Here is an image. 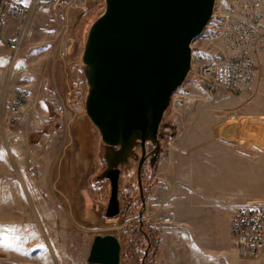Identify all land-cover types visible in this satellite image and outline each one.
I'll list each match as a JSON object with an SVG mask.
<instances>
[{"label": "rangeland", "instance_id": "rangeland-1", "mask_svg": "<svg viewBox=\"0 0 264 264\" xmlns=\"http://www.w3.org/2000/svg\"><path fill=\"white\" fill-rule=\"evenodd\" d=\"M39 1L36 7L22 4L26 16L2 21L10 45L0 48V264H87L96 235L118 240L119 264H259L237 256L228 231L243 202L264 200V161L259 157L233 155L222 144L189 152L197 163L184 210L188 217L175 219L164 236L149 217L146 201L155 165L177 137L176 125L186 122V116L196 123V113H205L236 131L243 119L239 108H264V80L239 94L194 79L199 65L225 55L210 18L190 44V70L162 116L152 166L154 147L145 144L141 194L137 148L136 157L119 167V213L106 217L110 187L99 178L106 168L105 148L85 113L81 62L88 27L105 3L88 0L85 8L65 16L66 0ZM220 1L214 0V9ZM63 43L65 56L59 53ZM231 115L240 117L231 120ZM204 156L221 160L205 163Z\"/></svg>", "mask_w": 264, "mask_h": 264}, {"label": "water", "instance_id": "water-1", "mask_svg": "<svg viewBox=\"0 0 264 264\" xmlns=\"http://www.w3.org/2000/svg\"><path fill=\"white\" fill-rule=\"evenodd\" d=\"M104 10L89 25L81 62L87 84L85 113L104 145L109 182L105 216L119 213L120 166L138 160V189L145 144L159 152L158 132L172 93L191 66L192 40L208 23L214 0H104ZM142 216V212H139ZM120 245L112 235L92 239L87 264H119Z\"/></svg>", "mask_w": 264, "mask_h": 264}, {"label": "built area", "instance_id": "built-area-1", "mask_svg": "<svg viewBox=\"0 0 264 264\" xmlns=\"http://www.w3.org/2000/svg\"><path fill=\"white\" fill-rule=\"evenodd\" d=\"M88 0H66L65 12L85 8ZM40 4L32 0L31 7ZM213 8L211 19L217 30L225 55L217 62L203 63L194 73L199 84L222 86L234 93H247L264 80V0H221ZM28 11L12 0H0V48L9 46L3 36V19L22 18ZM215 26V28H214ZM14 55L18 44H14ZM67 54L66 43L59 51ZM188 101L193 100L184 94ZM231 115L230 119L239 118ZM230 239L237 256L244 260L264 264V200L247 201L233 215L229 229Z\"/></svg>", "mask_w": 264, "mask_h": 264}, {"label": "crops", "instance_id": "crops-1", "mask_svg": "<svg viewBox=\"0 0 264 264\" xmlns=\"http://www.w3.org/2000/svg\"><path fill=\"white\" fill-rule=\"evenodd\" d=\"M12 1L26 6H30L32 2V0ZM68 13L71 14V10L66 11L65 16ZM237 112H240L243 119L236 127V131L225 121L217 122V119L205 113H196V123L188 122V118L190 120L192 117L186 116V122L176 125L177 137L169 141L167 150L159 157L155 165L154 186L150 189L146 201L149 217L163 236L166 229L172 228L175 219L181 221L182 218L188 217L184 210L190 202L191 170L197 163L194 156L187 155L189 152L196 148L210 149L211 145L219 147L222 144L224 148L230 149L233 155H236V152L242 158L259 157V160L264 161V108L261 107V112H258L254 106L250 105L239 108ZM176 117V114H173L172 118ZM235 136L246 141L238 142ZM234 159L233 157L232 160ZM202 160L205 163H213L215 160L220 162L221 159L204 156ZM188 164H190L189 167ZM186 169L188 171L184 172Z\"/></svg>", "mask_w": 264, "mask_h": 264}, {"label": "bare ground", "instance_id": "bare-ground-1", "mask_svg": "<svg viewBox=\"0 0 264 264\" xmlns=\"http://www.w3.org/2000/svg\"><path fill=\"white\" fill-rule=\"evenodd\" d=\"M134 151L136 152L137 151V148H135Z\"/></svg>", "mask_w": 264, "mask_h": 264}, {"label": "flooded vegetation", "instance_id": "flooded-vegetation-1", "mask_svg": "<svg viewBox=\"0 0 264 264\" xmlns=\"http://www.w3.org/2000/svg\"><path fill=\"white\" fill-rule=\"evenodd\" d=\"M150 150H151V149H150ZM144 162H145V161H144ZM143 164H144V163H143ZM143 164H142V165H143ZM106 180H107V179H106ZM138 190H139V189H138Z\"/></svg>", "mask_w": 264, "mask_h": 264}]
</instances>
